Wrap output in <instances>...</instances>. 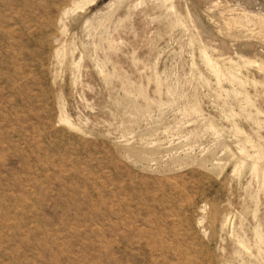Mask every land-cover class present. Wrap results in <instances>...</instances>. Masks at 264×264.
<instances>
[{
  "label": "rangeland",
  "instance_id": "obj_1",
  "mask_svg": "<svg viewBox=\"0 0 264 264\" xmlns=\"http://www.w3.org/2000/svg\"><path fill=\"white\" fill-rule=\"evenodd\" d=\"M0 264H264V0H0Z\"/></svg>",
  "mask_w": 264,
  "mask_h": 264
}]
</instances>
